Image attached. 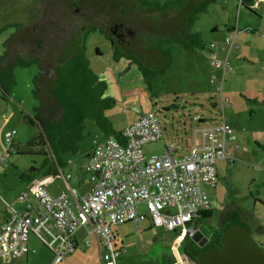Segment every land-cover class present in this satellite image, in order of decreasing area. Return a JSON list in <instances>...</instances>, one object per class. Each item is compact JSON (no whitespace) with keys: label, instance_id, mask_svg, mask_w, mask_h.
I'll return each mask as SVG.
<instances>
[{"label":"rangeland","instance_id":"obj_1","mask_svg":"<svg viewBox=\"0 0 264 264\" xmlns=\"http://www.w3.org/2000/svg\"><path fill=\"white\" fill-rule=\"evenodd\" d=\"M172 1L175 2V0H157L161 5L172 3ZM263 4L264 2L261 3L260 8L263 7ZM35 5H39L38 1L0 0L1 55L4 51L5 40L15 31V28L12 25L10 26V24L20 18L25 19L31 15ZM201 6L205 9L197 10L195 18L193 17L192 19L191 28L194 32L200 31L198 34H202L204 37L202 39L203 43L209 44L211 41H223L226 36L225 25H236L237 29H239V37L236 39L238 48H234L229 52L228 60L231 67L227 71V80L231 78V71L234 70L236 72L234 77H236L232 79L231 89L234 91L233 100L237 104L235 109L237 116L241 120L240 125L247 128L248 131H251L249 128L261 129L264 126V120L261 119L260 115H263L264 106L250 105L249 108L252 107L256 111L258 108L257 117L250 119L248 109L244 108L243 105L244 99L239 97L238 94L239 91H245L247 94L255 95L259 90H264V78L261 75V64L264 63L261 61L264 60V38L258 37L255 33V31L264 29V9L258 15V13L251 11L253 9L248 10L242 7L240 0H208ZM214 26H218V32H212ZM229 35L233 37L234 32H230ZM109 46L110 42L100 30H89L86 33L84 54L91 68H93L95 60H111V57L107 55ZM162 48L169 51L171 59L175 60L174 66H176L177 72L165 77L161 75L162 78L160 77V81H158L160 87L156 89L161 95L154 110L159 117L164 134L162 139L144 145L146 157L162 153L166 147L165 140L171 138L174 139L175 146L179 148L186 147L187 142H191L197 125L193 116L203 115L214 118L219 110L211 105L212 103L216 104L214 100L210 102V98L213 97L210 95L211 92L196 95L186 92L194 90V86L188 79L190 73L186 69H180L182 60H206L204 52H206L207 48L199 46L188 48L182 43L174 41L162 43ZM97 49L102 52V55L97 54ZM225 55V52L219 53L220 58ZM247 60H254L255 64L251 65ZM18 66L21 68L16 71L18 77L17 88L23 94L31 92V100L37 106L39 101L34 95V78L39 71L38 64L31 63L27 66ZM247 74H250V77ZM4 94L0 90V126L5 119L2 114L9 115L11 109L15 108V104H9L6 99L7 96ZM26 102L24 100V103ZM34 113L33 108L31 113L28 114L33 115ZM14 114L9 124L6 123L7 126H5L7 129L15 128L17 130V136L12 144L14 150L8 161L0 167V191L10 201L22 191L30 192L33 186L32 179L43 177L54 160L49 145L42 144L39 140V128L27 124L23 116L19 114V109H15ZM90 131L91 133L86 131L74 152L62 155V167L74 177L80 175L88 177L84 169L85 157L94 147L96 141L105 140L103 133L96 129H90ZM2 135L3 132L0 134V140ZM177 137H179V140H177ZM248 159H250L248 155L241 152L233 163L228 160H220L218 162L217 186L215 189H207L209 199L214 203L216 209L212 217L199 220L202 232L206 236H211L216 228L223 227L221 215L226 210L224 197L227 190L231 192L230 197L236 200L239 196L246 195L248 205L253 213H256L260 221H264V204L255 201L256 198L259 200L264 197L262 192L260 195H256L258 182L264 179V167L256 170L254 167L256 162ZM53 180L56 181L57 177L54 176ZM250 192L252 193L251 196ZM15 206L17 207L18 205ZM140 210L144 211L145 207L141 206ZM1 216L2 209H0V218ZM146 222L141 224L142 231H138L132 222H126L114 227L118 242L124 244L127 249L125 255L136 259L137 264H172L181 259L184 255V246L188 242L183 235V229L179 227L177 230L168 231L157 227L145 228ZM30 240L38 246V252L30 255L28 263L24 260V257H21L15 260L13 264H51L53 257L46 251L44 244L35 238L33 234H31ZM96 262L100 264L99 258H95L93 254V248L80 246L72 257H68L59 264H97Z\"/></svg>","mask_w":264,"mask_h":264},{"label":"built area","instance_id":"obj_2","mask_svg":"<svg viewBox=\"0 0 264 264\" xmlns=\"http://www.w3.org/2000/svg\"><path fill=\"white\" fill-rule=\"evenodd\" d=\"M243 1L240 0L241 6ZM247 1L253 10L264 2ZM233 32V37L208 45L211 64L219 72L210 75L215 86V107L219 110L211 120L203 115L193 116L197 125L193 145L186 154L175 156L176 147L171 144L162 153L146 157L144 145L162 139L164 134L152 109L125 127L121 138L95 142L84 164L90 188L82 202H77L76 210L65 192L51 195L45 188V179L35 180L30 192L22 191L17 196L23 209L0 194L8 211L7 220L0 226V261L11 264L35 252L29 246L31 234L53 252L52 264H59L75 250L74 235L84 228L87 245L92 235L97 239L101 263L119 264L127 249L118 242L116 225L132 222L140 228V223L149 219L153 225L170 231L181 227L190 237L202 231L195 221L202 212L215 207L203 185H215L217 161L227 157V144L236 140L226 114L229 102L223 94L225 76L231 67L228 55L238 48V30ZM224 52L226 55L220 58L219 53ZM16 136L15 128L3 133L0 167L12 154ZM63 176L66 180L70 178V174ZM69 191L76 198V190L69 186ZM141 206L145 207L144 211L140 210ZM173 264H185V261L180 259Z\"/></svg>","mask_w":264,"mask_h":264},{"label":"trees","instance_id":"obj_3","mask_svg":"<svg viewBox=\"0 0 264 264\" xmlns=\"http://www.w3.org/2000/svg\"><path fill=\"white\" fill-rule=\"evenodd\" d=\"M35 1L39 5L33 7L31 15L10 24L15 31L5 40L0 55V89L10 91L16 66L38 64L34 95L39 104L33 115L23 114V119L39 128L40 142L48 144L54 156L45 175L57 173V167L63 165L62 155L77 149L85 135L86 119L93 118L100 125L109 123L104 110L114 100L102 98L105 83L98 79L84 54V39L89 30L104 33L113 59L134 60L148 82L155 74L165 72L172 60L162 43L174 41L188 48L205 47L191 24L197 10L205 9L201 4L208 0H175L163 5L157 0ZM243 6L251 10L245 1ZM120 33H124V38L117 37ZM214 209L202 212L198 219L212 217ZM222 224L221 231L214 230L217 242L232 225L246 227L237 211L231 209L223 214ZM183 235L188 240L184 253L197 260L190 248H200L187 232L183 231Z\"/></svg>","mask_w":264,"mask_h":264},{"label":"crops","instance_id":"obj_4","mask_svg":"<svg viewBox=\"0 0 264 264\" xmlns=\"http://www.w3.org/2000/svg\"><path fill=\"white\" fill-rule=\"evenodd\" d=\"M245 2L249 4V1L245 0ZM260 5L257 9H255L258 15H260L262 9H264V4L262 8H260L261 7ZM242 7L246 8L245 6H242ZM236 29H237L236 25L234 26L225 25L224 31L226 33L225 34L226 36L224 38L230 36L229 33L233 32ZM218 31H219L218 26H214L212 28V32H218ZM198 33H200V31ZM255 33L256 35H258V37L264 38V29L262 31L260 30L255 31ZM238 37L239 36L237 35L236 39H238ZM200 38L201 39L204 38L202 34H200ZM208 45H209L208 43H205V47L207 48V50L206 52H204L205 50L203 51L204 57H206L205 58L206 60H182L183 62L181 63L180 69L182 70L186 69V71L190 73V77L188 79L191 83H193V86H194V90H190L186 92H189L190 94H195V95L201 94V93L206 94L208 92H211L210 95L213 97L210 98V102H212V99L214 98L215 86L213 83L210 82V75L212 73L219 74V72L215 71L211 64V60L209 58L210 51L208 49ZM99 55H102V52H100ZM107 55L111 57V60H95V64L92 69L98 75V79L105 83L106 87L102 93V98L103 99L111 98L114 100V104L111 107H108L104 110V116L106 117L109 123L104 122L103 124L100 125L97 120L93 118H88L86 119V122H85V130L91 133L90 129H96L97 131L103 133V135L105 136V139L109 137L121 138V132L125 127H127L128 125H130L131 123L139 119L147 111L154 109L155 105L159 102L161 93H158L156 88L160 87L158 85L159 84L158 81H160L159 80L160 77L162 78L161 75H163V77L169 74L173 75L177 72V69H176V66H174L175 60H170V65L167 67L166 71L163 73L155 74L154 77L151 78L150 82H148L146 80V75L144 71L140 70L138 64L134 60H129L127 58H121L120 60L113 59V50H112L111 44L107 50ZM247 61L251 63V65L255 64L254 60H247ZM261 61L262 63L264 62V60H261ZM261 65H262L261 75L264 78V71H263L264 63ZM152 66H155V68L158 67L154 64ZM20 68H21L20 66H17L13 70L14 84L12 85L10 91L8 93H5L2 89H0L5 93L4 95L7 96L6 99L8 103L15 104V108L11 109L9 115H6L4 113L2 114L3 118H5L4 119L5 121L3 120V122L1 123L0 134L2 132L4 133L7 130L5 126L9 124L12 116L15 115L14 114L15 109H19V114L23 116V114L31 113L33 108L36 107V103H34L33 100H31L32 99L31 92L29 93L26 92L25 94H23L17 88L18 77L16 75V71L17 69H20ZM231 72H232V75L230 76L231 78H229V80H227V74L225 76V81L223 83V94L229 102V107H227L226 109V114L228 117L229 125L235 130L236 140L231 141L227 144V147H226L227 157L220 159V160L222 161L228 160L231 163H233L234 159L239 155V153L243 152L246 155H248V157L250 158L248 160L256 162L254 166L255 169L260 170L264 167V126L261 127V129L249 128L251 131H248L247 128H244L240 125L241 120L239 116H237V111L235 109L237 104H236V101L233 100L234 91L231 89V85H232L231 82L233 81L232 79H235L236 76L234 77V74H236V72L234 70H232ZM247 76L250 77V74H247ZM235 93L238 94L237 92ZM238 95L239 97L244 99L243 105H244V108L248 109L250 119H254L255 117H257L258 108L256 111L254 108L252 107L249 108V107L252 104L256 106L258 105L257 107L264 106V90H259V92H256L255 95L247 94V92L245 93V91L244 92L239 91ZM24 100H26L27 102L24 103ZM262 113L263 115H260V117L261 119L264 120V110H262ZM177 140H179V137H177ZM193 141H194V132H193L191 142H187L186 147L179 148L175 146L176 151L174 152V155L181 156V155L186 154L188 150L190 149V147L193 145ZM171 144H175V141L173 138L165 140V146H169ZM1 150H2V139L0 140V151ZM220 160L217 161V164ZM217 164H216V171H217ZM57 169H58L57 173L47 174L41 178H35L33 179L32 182H34L35 180L45 179L46 180V185H45L46 190L53 196H57L61 194L62 192H65L67 196L72 199L73 208L76 210L77 202L81 203L83 197H85L88 193V190L90 188L89 179L85 175L74 177L71 173L66 172L65 171L66 169H64V167H61V166H58ZM66 174H70V178L67 180L63 176ZM54 176L57 177L56 181L53 180ZM252 179L255 180L254 178ZM217 181H218V171H217V180L214 186H211L208 184L203 185V189L206 191L207 195H208L207 189L209 188L215 189L217 186ZM69 186L76 190V193H77L76 198L71 195L69 191ZM261 192L262 194L264 193V179H261V181L258 182V186L256 189V195H260ZM0 194L2 195L1 191H0ZM249 194L251 196L252 193L250 192ZM230 195H231L230 190H227L226 195L224 197L225 198L224 205L226 206L225 208L226 210L222 212L221 221H222L223 214H225L227 210L229 209L236 210L238 213L239 219L241 220V222H243L246 225V228L248 229L252 237L258 243H260V245L264 246V221H260L256 213L255 214L253 213L250 206L248 205L246 195L239 196L237 200L234 198H231ZM6 200L10 201V199H6ZM255 201L257 203L264 204V197L259 200L256 198ZM10 202L14 203V205H18L17 208L19 209L24 208L23 204L17 201V196L11 199ZM0 209H2V216L0 218V226H1L8 218V211L6 210L1 200H0ZM146 220L148 221L146 222ZM198 220L199 219H197L195 223L197 226H201ZM143 222H146L145 228H151V227L164 228L162 226H155L151 223L149 219H145L140 223V228H138L133 223L136 226L138 231H142L141 224ZM86 235H87V232L84 228H80L76 231L74 235L76 247H75V250L70 255L67 256V258L72 257L73 254L77 251V249L80 246H84L86 248H93V254L95 255V258L97 259L99 258V262L100 264H102L101 259H100L97 239L95 238L94 235H92L90 237L89 244L87 245L85 243ZM29 246L31 249H34L35 252H29L21 256V257H24V260L27 263L29 262L30 255L36 254L39 250L38 246L35 243L31 242V240H29ZM44 246L46 248V251L49 252L51 256L53 257V252L45 244ZM181 259H184L185 264H196V262L193 259H191L186 253H184ZM14 262L15 260L12 262V264ZM0 264H3V263L0 261ZM119 264H137V261L136 259H133L131 256L123 255L119 260Z\"/></svg>","mask_w":264,"mask_h":264},{"label":"water","instance_id":"obj_5","mask_svg":"<svg viewBox=\"0 0 264 264\" xmlns=\"http://www.w3.org/2000/svg\"><path fill=\"white\" fill-rule=\"evenodd\" d=\"M191 239L202 247L209 237L199 230ZM219 242L221 248L200 254L196 264H264V246L244 226L234 224L227 228Z\"/></svg>","mask_w":264,"mask_h":264},{"label":"flooded vegetation","instance_id":"obj_6","mask_svg":"<svg viewBox=\"0 0 264 264\" xmlns=\"http://www.w3.org/2000/svg\"><path fill=\"white\" fill-rule=\"evenodd\" d=\"M114 33H116V31H114ZM123 37L124 36V33H120V34H117V37ZM124 38V37H123ZM217 230V232H219V231H221V227H219L218 229H216ZM217 232L215 231L214 232V234H212L211 236H209V239L207 240V242L201 247V246H199L197 243V246L200 248V250L199 249H195L194 247H191L190 248V253L193 255V254H196L197 255V257L200 255V254H202V253H204V252H206V251H208V250H210V249H214V248H216V249H219V248H221V246H220V242H217ZM222 234V233H221ZM260 244V243H259ZM189 256V255H188ZM190 258H191V256H189ZM192 259V258H191ZM194 260V259H193ZM195 262H196V260H194Z\"/></svg>","mask_w":264,"mask_h":264}]
</instances>
